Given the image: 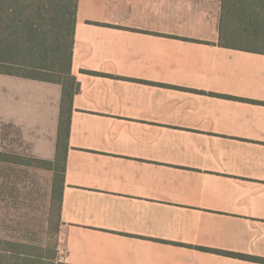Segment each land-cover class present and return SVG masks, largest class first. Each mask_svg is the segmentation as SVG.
Segmentation results:
<instances>
[{"label":"crops","instance_id":"1","mask_svg":"<svg viewBox=\"0 0 264 264\" xmlns=\"http://www.w3.org/2000/svg\"><path fill=\"white\" fill-rule=\"evenodd\" d=\"M218 0H79L60 245L69 264H264V52ZM57 139L62 86L0 74Z\"/></svg>","mask_w":264,"mask_h":264},{"label":"trees","instance_id":"2","mask_svg":"<svg viewBox=\"0 0 264 264\" xmlns=\"http://www.w3.org/2000/svg\"><path fill=\"white\" fill-rule=\"evenodd\" d=\"M218 1L220 44L264 52V0ZM78 5L79 0H0V74L62 86L54 159L0 150V166H29L37 162L53 171L51 198L59 233L72 101L80 88L72 73ZM234 36L258 40L263 49L225 41ZM28 236H0V264H69L58 259V244H45ZM221 252L264 262V258Z\"/></svg>","mask_w":264,"mask_h":264},{"label":"rangeland","instance_id":"3","mask_svg":"<svg viewBox=\"0 0 264 264\" xmlns=\"http://www.w3.org/2000/svg\"><path fill=\"white\" fill-rule=\"evenodd\" d=\"M242 46L263 49L258 40L246 36L226 38ZM5 81L0 80V150L53 160L56 140L47 131L28 129L6 121ZM53 171L39 165L0 166V236L29 235L45 244L60 245L56 207L51 190Z\"/></svg>","mask_w":264,"mask_h":264},{"label":"built area","instance_id":"4","mask_svg":"<svg viewBox=\"0 0 264 264\" xmlns=\"http://www.w3.org/2000/svg\"><path fill=\"white\" fill-rule=\"evenodd\" d=\"M64 259H65V253H64V249H63V247L61 246V247L59 248V260H60V261H64Z\"/></svg>","mask_w":264,"mask_h":264}]
</instances>
